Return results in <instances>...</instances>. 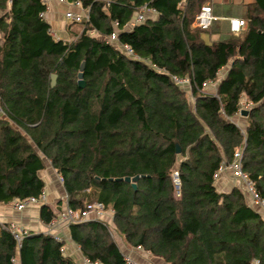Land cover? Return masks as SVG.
I'll return each instance as SVG.
<instances>
[{
	"label": "trees",
	"instance_id": "obj_1",
	"mask_svg": "<svg viewBox=\"0 0 264 264\" xmlns=\"http://www.w3.org/2000/svg\"><path fill=\"white\" fill-rule=\"evenodd\" d=\"M65 1L90 17L70 41L41 16L44 0H0V203L40 197L49 162L72 210L113 209L125 243L167 264H264V216L238 186H216L241 150L264 198V0L249 7L243 31L211 43L195 24L210 0ZM144 6L156 17L134 23ZM114 33L140 59L111 43ZM242 99L253 103L244 128ZM137 175L136 188L116 180ZM57 216L40 205L43 223ZM9 226L0 225V264H77L65 241L28 230L18 247ZM69 228L92 264H128L105 221Z\"/></svg>",
	"mask_w": 264,
	"mask_h": 264
},
{
	"label": "built area",
	"instance_id": "obj_2",
	"mask_svg": "<svg viewBox=\"0 0 264 264\" xmlns=\"http://www.w3.org/2000/svg\"><path fill=\"white\" fill-rule=\"evenodd\" d=\"M185 1V0H183ZM150 9L146 6L142 7L138 13H136L135 18L133 22L138 23L142 22L146 19V13L149 12ZM46 12L41 13V16L45 17ZM89 12L88 10H80V11H74V10H68L64 14V20L66 22H71V23H83L89 20ZM217 19V17L213 13L212 6L207 4L204 5L201 8V11L196 17L195 24L202 29L208 30L212 27L214 21ZM230 22V29L233 33L239 34L241 31H243L246 21L241 18H236V17H231L229 19ZM96 31H92L91 34H96ZM109 41L115 45H118L124 53L127 55L134 57L135 59H140L139 55L135 53V51L127 44H122L118 40L117 33L112 34L109 37ZM173 80L175 83L181 86H188L191 83V80L189 77H177V76H172ZM207 87L210 86L215 87V84L212 81H208L206 83ZM216 95V94H215ZM251 106H253L252 102H247L245 99L241 100V109L240 112L238 113L239 115H242V110H248ZM242 151L239 150L235 153L234 160L230 163H223L220 167V170L216 174V178H219L222 174H226L227 171H230L233 177V183L234 185L238 186L246 195L248 203L260 211L262 215L264 216V198H262L249 176L245 171L243 170V165H242ZM59 180L62 181V176L59 175ZM174 180L176 185H180L179 182V177H178V172L174 173ZM63 182V181H62ZM47 202V197L46 193L43 192V194L40 197H29L24 200H15L14 201V208L16 210L22 211L27 209L28 207H40L41 204ZM110 214V215H108ZM93 216L94 218H91ZM113 217H114V210L113 209H106L104 204L96 202L93 204H89L87 208L84 211H74L72 210L67 202V195H66V202L61 210V212L58 214V216L51 222L52 226H57L60 224H66L69 225L70 223L73 222H81L84 220L88 219H98V220H103L106 223H108L109 226V232L112 236L115 234V227L113 225ZM4 226V225H3ZM18 243V247H20L21 240L23 238L24 233L28 232V229H25L19 225H16L14 223H11L9 227ZM57 240H62L59 236L53 235ZM140 248V247H138ZM125 260L127 261L128 264H135L133 259L130 257L129 254H124ZM85 263L87 264H92L88 259L85 258L84 260Z\"/></svg>",
	"mask_w": 264,
	"mask_h": 264
},
{
	"label": "crops",
	"instance_id": "obj_3",
	"mask_svg": "<svg viewBox=\"0 0 264 264\" xmlns=\"http://www.w3.org/2000/svg\"><path fill=\"white\" fill-rule=\"evenodd\" d=\"M44 1L48 5L45 18L50 22L51 28L56 29V31L60 33L65 32L63 27L66 21H64L63 18V11L67 9L74 11L84 9L80 3H69L65 0ZM210 2L213 13L217 19L214 21L212 27L203 34V38L208 43L226 38L231 32L229 19L231 17L247 19L248 9L256 3V0H210ZM149 14L150 16L156 17V12L153 10H150ZM53 171L56 175L50 173V180H46L45 193L47 197L46 203L55 211L57 210V205L60 200H62V206L65 204L66 192L63 182L58 178L59 174L54 169ZM40 175L43 177L41 173ZM44 176H46V174ZM226 177V174H222L219 181H216L217 188H221L222 191L230 190L233 187L232 185H234V183H232L233 181H228V178ZM91 218L94 217L91 216ZM5 223H14L35 232L57 235L65 241L63 249L67 255H69L77 264H87L84 262L85 258L81 253L79 246L71 239L69 225L60 224L52 226L51 223H43L40 218L39 207H29L28 209L19 211L14 208V202L7 205L0 203V225Z\"/></svg>",
	"mask_w": 264,
	"mask_h": 264
},
{
	"label": "rangeland",
	"instance_id": "obj_4",
	"mask_svg": "<svg viewBox=\"0 0 264 264\" xmlns=\"http://www.w3.org/2000/svg\"><path fill=\"white\" fill-rule=\"evenodd\" d=\"M66 11H68V9L63 11V18H64V14L66 13ZM83 27H84L83 24H76V23L73 24L71 22H65L64 27H63V29H65V32H61L60 33L58 31H56V29L53 28L52 29V33L57 38L61 37V38L65 39V40H69L70 41V40H73V39L76 38L75 37V33L76 32L80 33L83 30ZM2 39H3L2 38V34L0 33V42H2ZM188 92L189 93L187 95H188V98H189V100L191 102V105L193 107L194 98H193L191 92L190 91H188ZM3 115H4V112H3L2 106L0 104V117L3 116ZM236 122L242 128H244L245 124H246L245 123L246 122V116L239 115V117H237V119H236ZM50 173L53 174V175H56V174H54V171H53L52 167L50 166L49 162H47V167H46L45 170H43L41 172V174L43 175L45 180H48L50 178ZM45 174H46V176H44ZM226 176H227L226 178H228V181H233V177H232V174H231L230 171H227ZM220 177L217 178L216 181H219ZM232 186H234V185H232ZM176 187H177V189H179L178 185H176ZM219 190L222 191L221 188ZM65 202H66V198H65ZM64 205L61 206V208L57 207V210H55V212L57 214H59L61 212V210L63 209ZM108 210H110V209H108ZM108 215H110V214H108ZM112 237L117 241L118 245L120 246V248L124 252V254H129L130 255V257L133 259L135 264H167L163 260L153 257L149 252L145 251L142 248L132 247V246L126 244L125 241L123 240V238L120 236V234L116 230H115L114 236H112Z\"/></svg>",
	"mask_w": 264,
	"mask_h": 264
},
{
	"label": "water",
	"instance_id": "obj_5",
	"mask_svg": "<svg viewBox=\"0 0 264 264\" xmlns=\"http://www.w3.org/2000/svg\"><path fill=\"white\" fill-rule=\"evenodd\" d=\"M84 67H85V62H83L81 64L80 72L78 73V78H79L78 83L81 86L85 84L84 79H83V70H84ZM56 79H57V75L55 73H53L51 75V85L52 86H54L56 84ZM247 114H248V110H242V115L247 116ZM180 151H181L180 146L177 145V153H180ZM139 178H140V176L137 175L135 177L126 176V177H122V178H116V180H124V181H126L128 183H131L132 186L134 188H136L137 181H138ZM110 179L113 180V178H110Z\"/></svg>",
	"mask_w": 264,
	"mask_h": 264
}]
</instances>
